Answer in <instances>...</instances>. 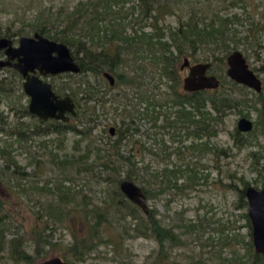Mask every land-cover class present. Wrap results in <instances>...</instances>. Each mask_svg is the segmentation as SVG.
Wrapping results in <instances>:
<instances>
[{"label": "rangeland", "instance_id": "1", "mask_svg": "<svg viewBox=\"0 0 264 264\" xmlns=\"http://www.w3.org/2000/svg\"><path fill=\"white\" fill-rule=\"evenodd\" d=\"M77 1L80 0H0V36L5 31L15 30L17 32L20 30V35L30 36L33 32L30 31L29 22L33 21V16L38 10L54 12L59 7L69 10ZM100 2L104 5L108 4V0ZM111 3L113 9H119L118 5H121L119 9L121 16H115V21L117 17L120 18L119 28L123 34L131 35V27L150 32V27L139 19V7L134 6L135 0H118L117 6L113 1ZM167 3L174 14L165 15L159 20L158 24L164 28L168 25L173 26L176 16L186 19L191 8L197 9L204 5L209 13L216 12L230 16L232 12H236L241 22L227 25L230 32H235L236 37L239 38L234 50L241 52L249 69L261 82V93H255L243 85L233 88L240 94L241 102L247 104L238 107L241 110L239 113L238 110H232L222 122H218L214 137L202 136L195 140L191 135L194 126H187L185 129V125L184 127L178 125L177 132L172 133L171 129L163 126L165 123L161 122L163 119L161 116L154 124L146 117L132 119L130 125L138 132L132 135L131 140L136 143L132 146L128 143L122 149L126 151L131 146V153L136 154L135 160L140 155L139 164L147 169V180L151 179L152 171H158L163 166L176 169L180 175V172L188 167L196 168L200 174L205 175L204 183H197L194 189L191 186L183 191L171 188L163 192L164 187L148 180V194H144L148 210L144 214L137 206L139 211H132L128 203L122 207L120 203L124 200L117 194L119 190L118 182L116 184L114 181L115 176L103 170L101 164L94 160L95 148L103 146L107 135L110 137L114 135V133L110 135L107 128L118 127L122 119L125 124L126 115L124 116L122 106L126 101L124 102L118 95L122 93L128 95L127 100H130V104L127 105L126 110H132V105L137 106V98L133 95L135 90L131 88L133 84L135 89L139 88L140 94L144 97L150 93L153 94V98L170 103L167 99L169 96L166 95L168 88L166 90L164 82L159 83L153 70L154 65H151L146 58L142 61L143 72L135 70L137 60L126 61L119 67L118 71H124L126 74L134 72L133 82L129 86L112 88L101 97L104 105L94 101L85 103L83 99L78 101L77 107L93 106V113L87 111L85 114L92 120L87 121L85 125H79L78 121L84 119L78 120L70 116L67 122L76 125L77 130H83L84 126L89 128L90 132L87 130L89 133H86V136L72 131L58 135L56 133L43 135L42 126L34 128L37 117L23 113L27 107L28 97L21 89L20 76L12 73L11 69L3 67L0 69V80L7 84L9 91L7 94H0V147L4 153L3 156L0 153V226L2 227L0 239L3 240L0 264H21L11 258L10 250L12 247L21 250L20 246L25 245L30 254V261L23 264H37L41 259L56 256L59 252H64L67 256H72L73 252H76L75 264H117L116 260H121L122 264H141L157 249V243L152 235L135 239L125 238L124 246H121L120 254L117 256L111 253L110 246L102 245L108 237L119 240L117 236L122 234L124 228H131L133 223L138 222L131 220V215L139 216L141 219L139 222L146 223V226L152 220L163 229L172 227L171 232L176 235L181 234V230L175 227L180 224V218L197 224V234L202 236L198 250L206 263L212 264H224L219 261L216 254V258L212 254L214 251L219 254L224 253L226 247L222 242L227 235L246 234L244 221L240 216L241 210L234 208L235 193L229 191V187L225 185L237 184L238 187H242V181L258 189L264 183V0H247L243 9L231 8L229 0H167ZM102 6L99 4L100 9H103ZM130 6H134L132 10ZM105 10L107 11V8L100 12L103 13ZM81 18L87 19L88 15ZM249 20L259 22L261 27L252 38H244ZM18 37H9L13 45L17 44ZM132 46L138 47V44ZM192 55L196 62H202L209 56L205 49H199ZM184 57L189 63H195L190 56H182ZM182 58L177 64L178 67ZM206 59V62H211L207 72L219 79L222 78L224 88H232L225 75L226 65L209 60L210 58ZM179 72L182 77L186 70ZM65 74L43 77V79L51 84L54 92L59 96L71 97L73 93L75 95L73 102L80 97V92L76 94V90H80L81 84L80 86L78 84L84 80L94 87L101 89L104 87L103 81L90 72H86L85 76L78 73ZM114 94L117 95L113 97ZM257 94L261 98H257ZM122 101L123 103L119 104ZM260 101L263 108L259 109ZM115 105L118 109L113 110ZM77 107L75 105L74 109L77 110ZM154 110L162 111L161 108ZM165 110L171 112L174 107H166ZM242 116L252 121V129L249 133L239 132L242 134V139L235 141L233 132L236 120ZM201 144H205L206 149ZM208 147H214L216 154L211 155L207 150ZM164 150L165 153L169 152L173 155L167 157ZM51 154H56L58 158L81 159L82 165L55 167L50 163ZM11 159L15 162V169L8 163ZM180 175H176L178 176L176 188L180 187L183 180ZM45 182L51 186L53 183L55 186L60 183L62 192H66L67 195L59 197L56 189L52 195L48 194L43 185ZM34 187H42L44 191ZM48 196H53V201ZM60 202H63V206L57 204ZM116 203L120 204L121 212L119 209L115 210ZM48 204L53 206L51 211L45 208ZM110 207L115 208L114 214L107 216V212L110 214L112 212ZM57 212H61V215H57ZM118 237H124V234ZM83 241L87 246L83 247ZM195 242L192 235L185 240L184 248L170 249L166 242L160 244V247L161 251L172 258L183 259L187 253L186 248L197 252ZM54 243H58L57 247L52 245ZM36 247L41 248L42 257L36 258L34 255ZM234 247L238 249L239 254L244 253L240 243L234 244Z\"/></svg>", "mask_w": 264, "mask_h": 264}, {"label": "trees", "instance_id": "2", "mask_svg": "<svg viewBox=\"0 0 264 264\" xmlns=\"http://www.w3.org/2000/svg\"><path fill=\"white\" fill-rule=\"evenodd\" d=\"M101 0H80L73 5L72 9H63L58 8L54 12H47L38 10V12L33 16V21L29 22L30 31L38 32L43 36L52 39L57 42L64 43L70 50L71 56L75 59L80 67L78 74L86 75V72H90L95 75V77L103 81V89L94 85H90L88 81L84 80L78 85L80 90H76V94L80 92V97H77L74 100L77 107L78 101L83 99L84 102L94 101L101 102V105H104V101H101V97L110 92L112 88L120 87L121 85L129 86L133 82V73L126 74L124 71H118L121 65H124L126 61L137 60L138 63L135 64V70L141 72L144 71L143 58H146L149 63L153 66L155 75L159 81H162L165 84L167 90V96H169L170 103L161 102L157 98H153V94H147L144 97L143 94H140L139 88L135 89L134 84L131 86L135 90L134 97L137 98V106L133 109L126 110L127 105L130 104L128 95L122 93L120 96L123 99L124 106L122 110L125 116V124L121 120V124L115 128L113 137L106 136V141L103 143V146L100 148H95L94 155L97 162L101 164L103 170L108 173H111L115 176L114 181L117 184L119 180L126 179L130 180L133 183L137 184L143 194L147 195V188L149 181L151 180L157 186L164 187L163 192L167 189L175 188L179 191H183L189 187H195V185L204 183L205 175L200 174L196 168L186 167L182 170L180 174L176 169L172 167L167 168L163 166L160 170L152 171L151 179L147 180V169L144 165L140 166V155L136 159V154L131 153V146L135 144V141L131 140L132 135L136 134L138 130L134 127H131L132 119L134 118H147L151 119L154 124L159 120V116L163 117L161 122L165 123L167 129H171L172 133L177 132L176 127L181 125L185 129L187 126H194L192 137L195 140H198L202 136L207 138L214 137L216 135L215 126L218 125V122H222L223 118L230 113L232 110H238V113L241 111L238 109L240 105H246V103L241 102L239 98L240 94L237 91H234V87L237 86L234 81L228 79V83L231 84L232 88H224V80L218 78L219 85L217 88L212 90H199L190 93L179 92V85L181 82V77L178 70V62L182 56H190L193 62L197 60L194 59L192 54H195L199 49H205L210 58L214 62L225 64L226 55L232 50L236 49L239 38L236 37L235 32H230V29L227 27L230 23L241 22L238 19L236 12H232L230 16H223L216 12L209 13L206 5L193 9L191 8L186 19H182L179 16H176V20L173 26L168 25L167 27L160 26L159 20H161L165 15L174 14V11L171 10L167 0H135V5L139 7V19L144 22V25L150 27V32H144L139 28L133 29L131 27V35H125L121 32L119 25L121 16L120 6L117 2L118 0H108V4L104 5L100 2ZM114 5L119 7V9H113ZM99 4L103 5L102 8H107L103 13L100 12L103 9L99 8ZM247 0H229V5L231 8H242L246 6ZM134 6H130L131 10ZM239 6V7H237ZM99 8V9H98ZM208 11V12H206ZM87 16L88 18H81V16ZM109 15V17H108ZM115 16L117 21H115ZM132 26V25H131ZM261 24L257 21L249 20L248 27L246 28V34L244 38L253 37V35L260 30ZM20 30H15L14 32L5 31L2 36L12 37L19 36ZM21 36V35H20ZM164 38V39H163ZM140 47L132 46L137 45ZM139 49V50H138ZM127 58V60H126ZM204 59L202 62H206L207 59ZM211 66V62H208ZM12 73L18 74L10 67ZM209 69V68H208ZM107 71L113 76V85L108 86L107 81L102 77L101 72ZM208 71V70H207ZM65 75H69L66 73ZM136 75V74H135ZM129 89V88H128ZM233 89V90H232ZM9 91L7 84L4 81L0 80V94H7ZM56 94V93H55ZM139 94V95H138ZM117 94H114L115 97ZM75 95L72 93L71 98L74 99ZM257 98H261L260 95H256ZM99 98V99H98ZM99 100V101H98ZM119 102L120 103H123ZM260 108H263L261 101L259 102ZM142 105V107H140ZM118 106V104H117ZM115 105L112 109H118ZM166 107H174V110L167 112ZM241 107V106H240ZM154 108L162 109V111H155ZM76 115L74 117L78 120L79 125H85L87 121L92 119L89 116L85 115L87 111L93 113V106H81L77 107L75 110ZM24 114L29 115L26 107L24 109ZM86 118H88L86 120ZM258 121V116H257ZM262 122V121H261ZM43 127L44 134L46 133H56L61 134L63 132L72 131L78 133L81 136H86V133L90 132V129L83 127V130H77L76 125L69 124V122H62L59 120L47 119L40 120L36 119L35 127ZM37 128V129H38ZM87 130L89 132H87ZM175 131V132H173ZM246 133H249L246 132ZM242 134L234 129L233 138L235 141L237 139H242ZM85 138V137H84ZM130 143V148L124 151L122 148L127 146ZM238 143H242L238 141ZM205 146V144H201ZM190 149V146L189 148ZM206 149V146L205 148ZM211 152V155H215V148L208 149ZM0 153L3 156V149L0 147ZM165 153V150H164ZM163 153V154H164ZM180 153H182L180 151ZM165 155L169 157L173 153L166 152ZM81 159L74 157H59L56 154H51L50 163L53 166L66 167L67 166H80ZM8 163L13 166L15 169V162L11 159L8 160ZM137 164L139 166H137ZM85 168H83V171ZM13 171V169H12ZM182 172L184 173L182 175ZM14 173V172H12ZM151 173V172H150ZM16 174V172H15ZM122 175V176H121ZM176 175L183 177V180L179 188H176ZM46 188V192L52 195L55 192L59 194V197L66 196V192H62V186L58 183L55 186V183L51 186L49 183L43 184ZM242 187H238L237 184H227L225 187H229L228 190H232L235 193V209H240V216L244 221L243 226L246 228V234H233L227 235L223 239V246L226 247V250L223 254L214 253L212 254L214 258L215 254L220 259V262L224 264H264V258L255 253L251 244L250 237V223L246 214V199L244 196V188L247 185L246 182L241 181ZM155 186V187H157ZM36 187H34L35 189ZM38 190L44 191V188H36ZM162 192V193H163ZM118 196L121 197L123 202L120 204L122 207L126 206V203L131 205L130 208L132 211L138 212L139 209L127 199L124 198V195L120 192ZM50 200L53 201V196H48ZM63 199H61L62 201ZM70 203V201H68ZM63 206V202L57 203ZM56 204V205H57ZM119 203H116L115 210L119 209ZM61 206V207H62ZM52 204H48L45 208L49 211L52 210ZM112 209V207H110ZM114 209H112L111 214L106 213L107 216L114 214ZM120 210V209H119ZM121 212V210H120ZM55 213V212H54ZM53 213H51L52 215ZM63 214V213H62ZM57 215H61V212H57ZM62 218L64 215L61 216ZM130 218V217H129ZM131 220H138V222L133 223L131 228H124L122 234L118 236L119 240H116L114 237H108L105 241L102 242V245L110 246V251L114 256L120 254L119 250L121 246H124L125 238H138L146 237L152 235L157 243V249L153 251L154 253L149 255L141 264H212L206 263L205 258L199 252V243L202 240V236H198V225L192 223L189 220H184L180 218V224L175 225L178 229L181 230L180 235L173 234L172 227H167L168 229H163L158 227L153 221L147 223L139 222L141 219L139 216L131 215ZM1 226H0V236H1ZM128 232L130 234H128ZM194 236L195 245L197 246V252H194L191 248L187 249V253L183 259H175L169 256L167 253L161 251L160 244L165 242L168 244L170 249L172 248H184L186 247L185 240ZM39 236V235H38ZM187 236V237H186ZM40 237V236H39ZM3 240L0 239V251L2 250ZM240 243L244 253L241 255L238 253V249L234 247V244ZM188 244V243H187ZM57 247L58 243L52 244ZM75 244H73L74 247ZM83 247L87 246L82 242ZM21 250L15 249L12 247L10 250L11 258L14 261H19L17 263H29L30 254L26 250L25 246ZM98 247V246H97ZM214 248V246H212ZM96 252V249H94ZM93 250V251H94ZM41 248L38 247L34 250V255L37 257H42ZM75 253L73 252L72 256H67L64 252L57 253L58 257L66 262L74 263ZM56 255V256H57ZM74 257V258H73ZM44 259V258H43ZM117 264H122L121 260H116Z\"/></svg>", "mask_w": 264, "mask_h": 264}, {"label": "water", "instance_id": "3", "mask_svg": "<svg viewBox=\"0 0 264 264\" xmlns=\"http://www.w3.org/2000/svg\"><path fill=\"white\" fill-rule=\"evenodd\" d=\"M0 69L10 67L21 75L23 81L21 88L28 97L27 111L40 120H59L67 122L69 116L74 114V105L68 95L58 97L48 81H43L40 76L56 75L60 73L77 74L80 67L71 56L69 48L61 42L49 39L38 32L30 36L21 35L17 45L5 36H0ZM225 75L237 84H242L255 92H259L261 82L249 69L245 58L238 50H232L225 57ZM179 70H186L181 77L183 91L194 92L199 90H212L218 87L219 80L215 75L208 74V62L189 63L182 58ZM103 77L111 86L113 77L103 72ZM67 113L68 115H66ZM252 122L242 116L236 120V129L239 132H248ZM112 134V127L109 128ZM118 190L132 204L146 214L147 206L141 188L130 180L121 179ZM246 199V214L250 223L251 244L255 253L264 258V183L256 189L252 185L244 188ZM37 264H75L66 262L58 256L41 259Z\"/></svg>", "mask_w": 264, "mask_h": 264}, {"label": "flooded vegetation", "instance_id": "4", "mask_svg": "<svg viewBox=\"0 0 264 264\" xmlns=\"http://www.w3.org/2000/svg\"><path fill=\"white\" fill-rule=\"evenodd\" d=\"M15 45H17V44H15ZM14 45V46H15ZM0 54L1 55H3L2 54V51H0ZM226 65V64H225ZM16 72V71H15ZM103 72H107V71H102L101 72V75H102V77H103ZM17 73V72H16ZM108 73V72H107ZM18 74V73H17ZM60 74H62V73H60ZM60 74H56V75H60ZM109 74V73H108ZM209 74V73H208ZM19 76H20V78H21V80L23 81V78L21 77V75L20 74H18ZM111 75V74H110ZM50 76H55V75H45V76H40V78L43 80V81H47V80H45V79H43V77L44 78H48V77H50ZM112 76V75H111ZM113 77V76H112ZM104 78V77H103ZM105 79V78H104ZM106 80V79H105ZM107 81V80H106ZM114 81V80H113ZM22 83V82H21ZM108 83V82H107ZM237 84V83H236ZM51 85V84H50ZM113 85V84H112ZM111 85V86H112ZM238 85H242V84H238ZM108 86H110L109 84H108ZM244 86V85H243ZM52 87V86H51ZM246 87V86H245ZM22 89V88H21ZM53 89V88H52ZM249 89V88H248ZM252 90V89H251ZM178 91L179 92H182V93H190V92H186V91H183V89H182V87H181V82H180V90L178 89ZM253 91V90H252ZM53 92H54V90H53ZM255 92V91H254ZM262 92V90H261V88H260V91L259 92H255V93H261ZM55 93V92H54ZM57 95V94H56ZM58 97H62V96H59V95H57ZM63 96H65V95H63ZM69 96V95H68ZM70 97V96H69ZM70 99L72 100L73 98H71L70 97ZM72 102H73V100H72ZM73 105H74V107H75V104H74V102H73ZM26 109H27V107H26ZM66 115H68L67 113H65ZM75 115V109H74V114L72 115V116H74ZM69 117L71 116V115H68ZM71 116V117H72ZM36 117V116H35ZM68 120H69V118H68ZM67 120V121H68ZM252 122V121H251ZM252 125H253V123H252ZM112 126H109L108 128H107V131H108V133H109V128H111ZM235 129H236V124H235ZM252 129V128H251ZM236 131H238L237 129H236ZM115 132V128L114 127H112V134ZM239 132V131H238ZM241 133H245V132H241ZM110 134V133H109ZM111 135V134H110Z\"/></svg>", "mask_w": 264, "mask_h": 264}]
</instances>
